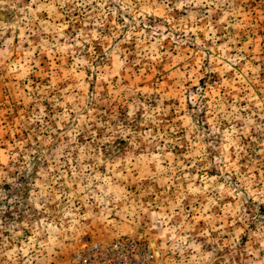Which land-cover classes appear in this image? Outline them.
Here are the masks:
<instances>
[{
    "label": "clouds",
    "instance_id": "clouds-1",
    "mask_svg": "<svg viewBox=\"0 0 264 264\" xmlns=\"http://www.w3.org/2000/svg\"><path fill=\"white\" fill-rule=\"evenodd\" d=\"M17 6L0 25V184L30 176L41 215L6 229L5 264L96 221L150 225L160 264H220L226 247L225 264H264V224L241 243L264 215V17L244 0Z\"/></svg>",
    "mask_w": 264,
    "mask_h": 264
},
{
    "label": "rangeland",
    "instance_id": "rangeland-1",
    "mask_svg": "<svg viewBox=\"0 0 264 264\" xmlns=\"http://www.w3.org/2000/svg\"><path fill=\"white\" fill-rule=\"evenodd\" d=\"M239 3V0H237ZM15 0H5V3L0 5V25L13 24L17 21L21 13L17 7H13ZM244 7L248 9V19L251 20L253 16L257 18L264 17V0H244ZM242 27H244L242 25ZM9 34H11L9 32ZM208 43H211L210 41ZM257 51H264V42L257 40ZM226 126V125H225ZM212 141L216 145H222L223 137L217 135L212 137ZM219 151L213 153L218 155ZM13 175H19L18 173H12ZM32 178L25 175H19V179L15 185H8L6 183L0 184V195H7L6 199H0V231L3 232V236H0V248L3 247V238L10 237V233L6 231L12 224L23 225L27 223L34 226V221L38 219L41 213L37 212L28 199V194L32 188ZM15 197L13 204L9 203V200ZM253 213V218L249 229H246L245 235L241 237V243L248 239L249 243H252L254 237L252 232L256 230V227L260 224H264V215L257 209L250 210ZM31 235L29 229H24V236L20 239H27ZM139 237L146 239L155 244L158 250L159 241L157 237L151 231L150 225L147 223L137 224L134 228L128 226L114 227L111 225L103 224L99 221L93 222L91 225H85L79 233L70 235L63 244L57 246L51 255L45 256V258L39 262V264H70V258L74 252L81 247L86 246L88 243L93 242H110L117 238H130ZM251 238V239H249ZM231 251L230 247L224 249V254L221 255L220 264H225V256ZM241 253L243 249H240ZM236 254L233 253V256ZM6 257H0V264H5ZM157 263L160 262L157 260ZM8 264H11L9 261ZM19 264H23V259L19 261ZM36 264V262H34ZM163 264H175V261L164 260ZM240 264H245L243 260Z\"/></svg>",
    "mask_w": 264,
    "mask_h": 264
},
{
    "label": "built area",
    "instance_id": "built-area-1",
    "mask_svg": "<svg viewBox=\"0 0 264 264\" xmlns=\"http://www.w3.org/2000/svg\"><path fill=\"white\" fill-rule=\"evenodd\" d=\"M152 245L139 237L88 243L72 254L70 264H158Z\"/></svg>",
    "mask_w": 264,
    "mask_h": 264
}]
</instances>
